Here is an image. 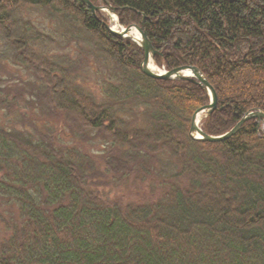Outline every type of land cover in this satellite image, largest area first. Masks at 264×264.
I'll return each mask as SVG.
<instances>
[{"label":"trees","instance_id":"trees-1","mask_svg":"<svg viewBox=\"0 0 264 264\" xmlns=\"http://www.w3.org/2000/svg\"><path fill=\"white\" fill-rule=\"evenodd\" d=\"M88 1L141 28L156 66L203 74L216 94L206 135L264 112V0ZM107 24L80 0H0V65L31 77L23 91L0 80L3 117L29 124L0 125V264H264L256 120L221 143L192 140L207 92L144 76L141 48ZM26 95L36 121L19 109Z\"/></svg>","mask_w":264,"mask_h":264},{"label":"water","instance_id":"water-1","mask_svg":"<svg viewBox=\"0 0 264 264\" xmlns=\"http://www.w3.org/2000/svg\"><path fill=\"white\" fill-rule=\"evenodd\" d=\"M84 5H86L93 13L104 11V8L100 7H94L88 0H80ZM114 13V11H112ZM108 31L116 35L118 37L124 38V39H130L134 43H136L143 51L144 59L141 64V73L145 75L148 78H151L153 80H160V81H192L198 85H200L208 94L210 98V104L206 107H203L202 109L196 111L194 115L192 116L191 120V127H190V135L193 139L200 140L203 142L208 143H219L224 142L227 139L233 137L242 127V125L251 120L256 119L259 123L264 122V113L262 111H258L256 113H247L229 132L217 136L212 137L204 134L201 129L198 127L197 121L201 113H204L205 116H209L213 113V111L216 110V94L212 87L209 85L205 77L202 75V73L194 67H181L174 69L170 72H158V71H152L148 69V63L150 61L154 60V57L156 55V52L153 50L150 42L148 41L145 33L142 31V29L133 26L128 27L126 29H121L120 31H113L112 29L108 28ZM135 30L140 35V40L135 41L132 39L129 34ZM193 134H197L198 138H194ZM264 134V130H263Z\"/></svg>","mask_w":264,"mask_h":264},{"label":"rangeland","instance_id":"rangeland-1","mask_svg":"<svg viewBox=\"0 0 264 264\" xmlns=\"http://www.w3.org/2000/svg\"><path fill=\"white\" fill-rule=\"evenodd\" d=\"M29 73H25L22 70L18 69V68H14V67H10L9 65H0V80L2 81L1 84L2 86L7 87L9 90H15V89H22L21 91H23L25 89V82L26 81H31V77L29 76ZM87 80L89 82H91V80L87 77ZM92 85V82H91ZM94 92V90H93ZM29 101V96L26 95V99L22 100L19 104V109L21 111V114L27 117V119H31L32 121H36L35 117H34V111L32 110V108L29 106V104L27 103ZM36 118L39 120V122L42 121H46V117H40V116H36ZM48 120V119H47ZM49 122H51L55 128V130L59 133V134H63L64 133V128L62 126V124L55 119H49ZM24 122V123H23ZM0 125L6 127V128H12L15 130H21L25 128V125H29L27 120H22L21 118L12 115L10 118H5L3 117V113L0 112ZM104 144L103 141L98 140L95 143H93L92 145H88L86 151H88L89 153H91L93 156H96L101 149L103 148ZM168 160L166 157H161L157 164H156V168L158 171H156L157 173V177H159V174L165 175L166 172L163 167V164L167 163ZM159 173V174H158ZM128 186H131V188L134 187V185L130 182H128ZM141 189V190H140ZM153 188H149V185H144V190L145 191H150ZM100 191L105 192L108 194L109 198L114 199L116 197V189L114 190L113 188H99ZM140 193L143 194L145 193L143 188L140 186L139 187ZM124 190H120L119 191V195H122ZM131 191V190H129ZM126 199V198H124ZM124 199L122 201H124ZM5 215V211L3 209L0 208V216ZM3 233H2V229L0 228V239H2Z\"/></svg>","mask_w":264,"mask_h":264},{"label":"bare ground","instance_id":"bare-ground-1","mask_svg":"<svg viewBox=\"0 0 264 264\" xmlns=\"http://www.w3.org/2000/svg\"><path fill=\"white\" fill-rule=\"evenodd\" d=\"M111 26L115 30L118 29L117 22H116V17L115 16H112V18H111ZM130 35L134 38V40H136V41H139L140 40V35L138 33L132 32ZM147 67H148V69H150L152 71H156L157 70L151 61L148 63V66ZM200 119H201V117H200Z\"/></svg>","mask_w":264,"mask_h":264}]
</instances>
